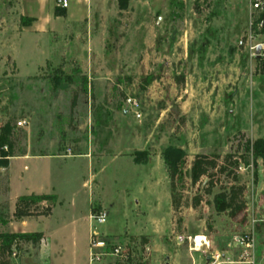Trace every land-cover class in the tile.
Returning a JSON list of instances; mask_svg holds the SVG:
<instances>
[{"label":"rangeland","instance_id":"1","mask_svg":"<svg viewBox=\"0 0 264 264\" xmlns=\"http://www.w3.org/2000/svg\"><path fill=\"white\" fill-rule=\"evenodd\" d=\"M19 2L0 0V135L9 123L13 144L0 161V231L13 217L10 201L30 193L56 201L48 217L18 224L41 241L19 244L9 264H88L87 217L99 209L107 221L95 230L147 244L153 264H188L178 236L204 237L210 252L234 261L247 252L251 264H264V66L249 56V0H91L87 18L74 24L53 18V0H23L26 14L50 17L51 31L17 36ZM11 54L30 76H18ZM53 77L64 84L57 88ZM170 150L185 155L187 170L196 155L245 160L236 174L244 212L232 219L214 210L213 196L231 185L226 177L213 174L206 195L209 180L191 186L187 172L175 191L183 207L170 209ZM26 156L76 159L60 169L14 159ZM138 189L160 191L161 210L145 234ZM241 237H253L252 251L237 246Z\"/></svg>","mask_w":264,"mask_h":264},{"label":"trees","instance_id":"2","mask_svg":"<svg viewBox=\"0 0 264 264\" xmlns=\"http://www.w3.org/2000/svg\"><path fill=\"white\" fill-rule=\"evenodd\" d=\"M65 10L58 9L55 12L56 16H63ZM261 19H264V13L261 17L254 20V24L258 23ZM26 26L29 22L26 19H22ZM264 35V29L261 31ZM54 86L57 88L62 86L64 82L60 79L53 77ZM82 90L86 92L87 83L85 79L82 83ZM73 99V104H74ZM0 143L7 144L9 148L12 147V141L10 137L9 123L5 125V129L0 135ZM264 152V151H263ZM2 158H5V153H2ZM264 164V153L261 155ZM2 161V159L0 160ZM164 162L168 169L169 175V189H170V199L171 208L174 212L180 210L183 205L181 203V198L176 195L175 191L177 188V183L184 184V174L187 172V178L191 186H196L201 182L202 178L207 181L204 186V192L206 195H211L212 189L214 188L211 178L214 175L226 177L230 180L231 185L227 188H223L218 194L213 196V208L218 214H226L229 218H236L246 209V203L244 201L245 187L242 185H236L237 170L240 165L247 164L245 160L240 157L226 155L223 158L219 156H206V155H196L192 162L190 163L188 170L186 168L185 155L180 150H170L164 155ZM214 174V175H213ZM56 197L52 195H29L21 196L17 200L15 211L13 214L14 218L23 219L30 217H48L55 204ZM41 202H46L49 205L44 208L40 207ZM200 199H194L191 207L197 209L200 205ZM41 236L38 233H1L0 234V264H9L8 258L11 255V247L13 245L19 248V244L30 243L33 247L40 244Z\"/></svg>","mask_w":264,"mask_h":264},{"label":"built area","instance_id":"3","mask_svg":"<svg viewBox=\"0 0 264 264\" xmlns=\"http://www.w3.org/2000/svg\"><path fill=\"white\" fill-rule=\"evenodd\" d=\"M55 5L60 9H68L69 0H53ZM89 3L91 0H81ZM251 9L254 11L253 21L250 22L249 35L247 42H249V56L255 61H258L264 66V41L256 42V37L262 35L264 29V19L254 24V20L261 17L264 13V0H249ZM130 106L137 108L138 104L135 101H128ZM139 117V114L136 113ZM25 122H18L17 126L22 127ZM9 146L0 143V160L2 153H7ZM8 159V158H5ZM107 221V213L103 209H99L90 213V234L88 242V264H153L152 254L149 246L141 242H130L126 240L119 242L112 236L100 235L95 229L97 226H102ZM178 245L187 242L188 252L190 256L192 253L199 252L201 257L207 261L208 264H251L249 262V253L242 254L238 260H232L230 257L224 256L222 253L210 252V247L204 237H180L176 238ZM236 244L240 248L253 249V237L239 238ZM17 248L15 245L11 247L10 257L17 255ZM251 258V256H250ZM194 264V263H193Z\"/></svg>","mask_w":264,"mask_h":264},{"label":"crops","instance_id":"4","mask_svg":"<svg viewBox=\"0 0 264 264\" xmlns=\"http://www.w3.org/2000/svg\"><path fill=\"white\" fill-rule=\"evenodd\" d=\"M22 2L23 0H20V2L17 4V8H16V15H17V23H16V28H17V36H21L24 33H32V34H47L51 31L50 29L48 30V26H47V21H50V17H48V20L44 22V19H42L41 17H37L34 15H30V14H26V12L22 9ZM91 2V1H90ZM89 2V3H90ZM89 3H86L84 1L81 0H77L74 10L75 12L73 13H68L67 10H69L70 7H68V9H66L63 13V16H56L55 12L56 10L60 9L58 8L55 3V8L52 12V16L53 18H58L59 20L62 19L65 22H71V24H74L75 22H80L81 20H84L87 18V15L89 13L90 7H89ZM85 6V11L81 10V7ZM64 10V9H62ZM78 16L77 19L72 20V18L74 16ZM50 16V15H49ZM26 19L27 21L30 20V22L26 25V26H20L19 24V19ZM12 57V63L14 64V67L16 69V72L18 73V76L20 77H28L30 75H23L20 73V65L17 62V59L15 58L14 55L11 54ZM48 60V58L45 60ZM41 66H39L38 68H40ZM17 160H24L26 162H40V161H45V160H50V161H54L55 167H57L58 169L61 168V166H64L67 162V160H74L76 158L73 159H68V158H63L61 156H26V157H17L14 158ZM14 163V162H13ZM13 163H11V169L13 167ZM10 184H11V179H10ZM50 189L54 190V187H52V184L49 183ZM169 192H167L166 194V198H168V205L169 208L171 209V199H170V189H168ZM45 195V194H35V193H30L27 195H23V196H29V195ZM138 195H139V201L136 203V206L138 207V209L143 208L141 214H140V227L138 228L139 232H144L143 234H145V232H148L151 228V224L154 221L153 219V215L157 214L159 210H161V204H160V191L158 189H138ZM21 197V196H20ZM17 199V198H16ZM15 203H11L10 201V205H11V215L14 214L15 211ZM31 218H35V217H30V218H23L20 220H16L14 219V217H11V220L8 222L7 224V231H0L1 233H37V232H29L26 231L25 229L20 230L18 224H21L23 227H26V221L28 219ZM36 218H41V217H36ZM87 223H88V231L90 234V223H89V212H88V217H87ZM147 234V233H146ZM45 236V235H44ZM25 245H29V243H26ZM190 260H188V264H196V261L192 255V257H189ZM198 262V261H197ZM164 264H172L171 262H165ZM173 264H176V262Z\"/></svg>","mask_w":264,"mask_h":264}]
</instances>
